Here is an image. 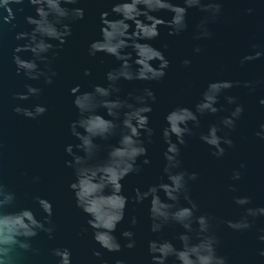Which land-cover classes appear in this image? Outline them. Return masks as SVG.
I'll return each mask as SVG.
<instances>
[{
  "label": "clouds",
  "instance_id": "clouds-1",
  "mask_svg": "<svg viewBox=\"0 0 264 264\" xmlns=\"http://www.w3.org/2000/svg\"><path fill=\"white\" fill-rule=\"evenodd\" d=\"M109 10L99 12V38L88 43L87 54L95 57L98 53L113 57L119 62L104 75V83L94 84L91 90L81 91L76 84L69 89L71 103L76 110V119L69 122L68 131L78 141L64 146V153L70 159L64 164L72 170L74 179L68 184L75 207L86 217V227L91 229L93 242L99 248L92 249L96 264H107L99 249L109 253L121 251V242L114 233L117 225L124 220L128 203L147 202L150 231L160 233L166 226L178 225L183 231L173 239L180 242L177 247L172 240L157 238L147 241V252L151 264H229L228 257L218 254L220 240L213 230V222L226 224L236 232H245L252 228L257 217H264V206L251 207V198L247 195H234L235 205L243 207L238 219L219 220L207 212H202L197 200L193 199L190 185L197 181L199 173L182 168L181 147L187 138L193 135V129L200 127L201 117L227 111L218 123L208 126L206 132H200L199 140L212 150L216 158L224 156L226 147L233 146L229 132L235 129L237 121L244 112V105L237 97L225 95L224 99L231 109L219 104L221 95L239 81L213 80L200 93V99L192 106L177 105L164 115V126L160 129V138L164 145L162 169L159 182L149 184L144 190L137 187L129 197L123 192L124 179L129 175H138L141 165L150 163L148 144H151L155 130L150 125L149 114L157 97L150 87L138 92H129L124 98L119 95L120 81H160L170 65L162 48L153 46L160 35V27L168 29L169 36H178L188 28L187 13L190 8H198L205 15L196 25L193 39L211 38L208 25L221 13V0H105ZM84 0H0V37L4 26L9 31L17 28V13H23L25 5L34 9V14L24 16V22L31 26L28 31H15L17 42L11 51V63L15 74L23 75L26 81H35L39 85H52L57 76L54 62L62 46L72 35V24L85 18V7L78 6ZM161 11L171 13L165 19L156 15ZM251 12L252 9H247ZM114 17V18H110ZM252 51L240 59V64L264 57V48L253 44ZM200 53L199 45L193 47ZM188 67L191 60L180 61ZM91 70L84 69L83 75L89 76ZM243 86L253 90L255 82L244 81ZM41 86L25 82L23 91L14 92L13 99L19 102L12 111L29 120L43 116L48 107L46 103L35 102L42 94ZM259 103L264 105V99ZM103 110V111H101ZM254 135L264 140V123ZM116 137L115 144L101 145L99 141H109ZM2 147V145H0ZM102 148L105 155L98 154ZM75 149V151H74ZM142 158V159H141ZM139 161V162H138ZM245 164L233 168L231 181H239ZM40 181L38 175L30 178V183ZM230 192H236L235 183L228 184ZM163 193V198L161 197ZM38 205L42 216L39 218L31 207H18L17 194L0 177V264H21V253L38 256L40 250L33 247L32 240L40 233L49 240L55 238L56 225L53 221V202L47 197H31ZM130 225L137 224L132 216ZM258 240L264 242V229L258 230ZM125 241L123 247L133 249L136 246L132 228L120 233ZM56 258L55 264H73L72 249L57 246L50 249ZM264 257V248L259 249ZM115 264H125L116 259Z\"/></svg>",
  "mask_w": 264,
  "mask_h": 264
},
{
  "label": "water",
  "instance_id": "water-1",
  "mask_svg": "<svg viewBox=\"0 0 264 264\" xmlns=\"http://www.w3.org/2000/svg\"><path fill=\"white\" fill-rule=\"evenodd\" d=\"M221 3V13L208 25L211 38L193 39L196 25L205 15L198 8L188 9V28L178 36H169L168 29L161 26L160 35L150 43L157 48L167 45L166 49L162 48L170 61L166 76L152 82L122 80L119 82V95L124 98L129 92L150 87L157 97L149 114L150 125L155 130L152 142L148 144L150 163L141 165L140 174L129 175L122 181L124 194L131 197L135 188L144 190L147 185L159 182L162 175L164 145L159 133L165 124L164 115L177 105L192 107L210 81L227 79L240 82L226 90L219 100V104L229 110L232 106L225 101V95L237 97L244 105L235 129L229 132L233 146H225L224 156L213 157L209 146L199 140V134L206 132L210 124L218 123L220 117L228 114L227 111L201 117L200 127L193 129V135L181 147L182 168L199 173L198 180L190 185L192 198L198 201L202 212L222 221L238 219L243 214V207L232 201L234 195L249 196L251 204L248 206H264V140L254 135L259 124L264 123V105L259 103L264 99V57L240 64L241 57L252 51L251 45L264 48V0H221ZM78 6L85 7V18L72 24V35L62 46L53 65L57 76L52 85L26 81L23 75L15 74L11 63V51L17 43L14 33L30 30L24 16L34 14L33 8L25 5L24 12L17 13V28L9 31L10 26L5 25L0 37V177L9 189L16 192L17 206L31 207L38 218L43 214L31 197L39 195L50 199L56 225L53 240L44 233L33 238L32 245L40 250V254L21 253V264H55L56 258L50 249L57 246L72 249L73 264H96L92 249L99 246L92 240L91 229L87 233L81 232V228L87 226V217L75 207L72 193L68 190L74 176L64 164L65 159H70L64 153V146L78 142L68 131L69 122L76 119L69 89L79 84L81 91L91 90L92 85L104 83L106 71L118 66L119 62L103 53L95 57L87 54L88 43L100 35L99 12L109 10L110 5L105 0H84ZM249 8L251 12L247 11ZM156 15L168 19L171 13L161 11ZM195 45L200 46V53L193 51ZM184 58L191 60L186 68L180 64ZM85 68L91 70L89 76L83 75ZM244 81L255 82L254 89L250 91L244 87ZM25 82L43 89L41 96L31 102L46 103L48 111L36 120L26 119L12 111L16 103H30L16 101L12 96L14 92L23 91ZM116 139L97 140V143L115 144ZM104 155L102 148L98 158L102 159ZM242 162L245 168L241 179L231 181L232 169L238 168ZM35 175L40 177V181L32 184L29 181ZM230 183L236 184V192L228 190ZM147 207V202L135 204L130 200L124 220L114 233L121 242V251L109 253L99 249L107 264H115L116 259L124 260L125 264H151L147 252L149 239H170L180 247V242L173 238L183 229L172 225L158 234L152 233ZM132 216L137 218L135 226L129 223ZM128 228H132L135 234L136 246L133 249L123 247L125 241L120 236ZM259 229H264V217H257L252 228L245 232H236L226 224L213 222V230L220 240L218 254L227 256L229 264H264V257L258 254L259 249L264 248V242L257 238L261 234ZM171 261L169 258V264Z\"/></svg>",
  "mask_w": 264,
  "mask_h": 264
}]
</instances>
